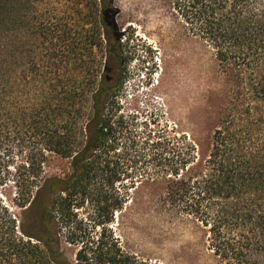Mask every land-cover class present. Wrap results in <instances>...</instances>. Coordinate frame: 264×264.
Wrapping results in <instances>:
<instances>
[{"label": "trees", "instance_id": "trees-1", "mask_svg": "<svg viewBox=\"0 0 264 264\" xmlns=\"http://www.w3.org/2000/svg\"><path fill=\"white\" fill-rule=\"evenodd\" d=\"M35 1L29 31L42 55L32 61L20 32L32 1L0 0V188L5 141H21L26 154L12 176L19 218L0 197V264H136L98 239L71 262L59 233L72 223L74 197L94 195L101 210L122 174L114 96L124 58L113 0ZM172 4L212 52L222 88L202 133L149 130L132 141L130 184L140 195L132 202L203 230L214 264H264V0ZM48 153L68 158L63 177L43 176Z\"/></svg>", "mask_w": 264, "mask_h": 264}, {"label": "rangeland", "instance_id": "rangeland-1", "mask_svg": "<svg viewBox=\"0 0 264 264\" xmlns=\"http://www.w3.org/2000/svg\"><path fill=\"white\" fill-rule=\"evenodd\" d=\"M31 1V13L21 24V54L24 60L35 61L42 54L30 37L28 19L36 7V1ZM173 1L113 0L124 58L123 78L114 96L115 118L123 128L116 150L122 174L106 194L101 210L94 195L74 197L70 202L67 216L72 223L68 229L60 222L59 233L71 262L76 261L83 243L98 239L103 251L117 250L136 264H214L203 230L186 219L149 209L142 198L132 202V197H140L130 184L132 141L149 130L152 137L202 133L213 99L222 88L212 52L194 38L189 26H183ZM22 4L21 12L26 13ZM23 149L21 141L10 139L1 148L0 197L17 218L20 208L13 201L12 176L26 155ZM68 170V158L47 154L43 176L63 177ZM117 202L120 208L114 209ZM60 216L57 210L55 220L60 221ZM67 237L75 238L74 242L68 243Z\"/></svg>", "mask_w": 264, "mask_h": 264}]
</instances>
